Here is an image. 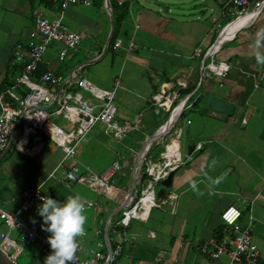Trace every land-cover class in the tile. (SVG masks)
Segmentation results:
<instances>
[{"label": "crops", "instance_id": "1", "mask_svg": "<svg viewBox=\"0 0 264 264\" xmlns=\"http://www.w3.org/2000/svg\"><path fill=\"white\" fill-rule=\"evenodd\" d=\"M122 1L128 2V0ZM226 1L203 0V5H198L204 7L206 14L217 8V18L213 19V22H210L208 18L203 19L206 14L201 16L202 10L196 12L195 9L194 12L195 6L188 5L187 16H201L194 21L192 19L189 23L190 28L186 32L194 33L195 38L188 41V38L182 37L180 31L175 28L176 23L184 25L186 21L179 22L174 19V24L171 21L173 15L171 10L176 9L178 5L172 6V9L168 5H131L133 1L130 0V4L126 5L128 7L126 16H130L131 24H128V27L131 31L128 30L126 34L121 35L122 37L118 36L115 44L116 47L118 46L117 57L122 56L126 64L122 69V80L117 79L114 84L112 83V89H99L113 92L115 104L116 88L122 87L123 91L120 93L122 98L118 99L115 106L116 113L122 110L124 114L121 118L116 115L115 117L119 123L129 122L133 129L121 140H117L106 132L104 124L96 123L83 139L84 147L79 146V143L75 157L70 160H64L61 148L49 138L46 139L57 147L56 151L45 150L42 154L44 138L42 146L36 153H20L14 147L15 138L10 136L8 144L0 153V208L6 212L18 211L22 203V191L27 187H40L45 196L61 203L67 196L76 194L96 203L94 208L87 209L86 235L77 257L79 260H87L92 257L93 251H99L105 255V260L99 261L98 264H228L226 257L210 259L201 255L195 250V244L214 235H222L220 215L230 206L240 209L241 217L238 224L241 228L249 227L252 237L263 235L264 238V199L261 202V210H257L256 214L252 213V205L258 199L257 195L250 200L243 198L241 202H237L215 191L214 200L205 204L201 200V195L198 197L193 195V198L187 195L193 188V183L197 185L205 181L202 177L196 178L194 167L199 171L208 166L209 156L221 154L223 151L228 152L230 148L225 145V139L228 136L241 135L249 141L247 146L250 145L252 151L254 146L263 147L264 66L256 63L249 46L253 43L256 32L264 28V7L250 26L236 30L221 44L214 55L215 61H223L229 65L226 77L220 80L216 76L201 72L203 59L205 58L206 62L209 60L205 53L215 42L212 41L207 47H203L207 39L206 34L216 33L218 27L226 22L222 16L223 4ZM263 1L249 0V6L252 8ZM98 2L91 0L90 5H64L62 1L0 0V92L14 85V78L19 73L21 64L14 59L13 48L18 42L23 45L30 42L28 35L33 28L35 11H39L50 21L60 19L71 31L82 36V44L84 40L91 43L84 49L81 44L77 51H71L68 57H65L66 59L59 60L62 45L55 42L57 44L53 49L58 52L56 59H51V53H45L37 70L39 73L51 70L56 75L70 78L72 69L76 65L98 57L110 32V18L105 9L104 0L100 5ZM179 7L184 10L182 5ZM184 16L185 14L180 15L181 18ZM181 33L184 34V32ZM59 47H61L60 51H58ZM198 48L202 50V53L195 56ZM81 50H84L83 57L76 61L74 59L76 55L73 52L78 53ZM104 58L103 56L102 59ZM109 59L113 62L115 58L112 59L109 54ZM66 61L72 64L68 66ZM76 74L85 79L82 73L76 72ZM39 75L37 72L33 74L32 80L35 81ZM17 91L24 94L26 89L21 87ZM70 91L81 92L82 95L89 93L92 96L90 92L80 89L77 85H72ZM51 93L54 99H48L45 105L51 104L58 96L59 99L61 98L60 92ZM210 93L216 98L224 97L235 103L234 114L226 122L219 119L218 113L205 108V101ZM156 94L174 97L170 109H163L153 102L152 97ZM197 95H200V99L196 101ZM93 98L100 103L99 99ZM184 100L189 107L179 116L172 117V109ZM16 104L11 103L14 108L22 107ZM192 110L198 115L196 120H198L199 128L196 133L201 139L196 143L191 139L188 143L193 142L194 145L201 146L192 153H199L196 160L191 163L193 165H187L186 159L192 155L186 157L187 148L183 160L178 145L170 147L167 143L172 139L180 140L183 131L178 122ZM207 118L217 120L220 125L209 128L206 125ZM172 120V126L167 127L162 134L160 133L159 138L147 145L153 135L159 134L168 121ZM186 122L190 124L191 120L187 119ZM233 125L244 130L236 132L231 129ZM258 128L263 130L260 137L257 134ZM176 132H178L177 135ZM134 134L142 138L137 139L134 145L124 144L126 136ZM155 145L163 149L175 148L180 153L182 164L175 170L172 189L165 193V195L173 193L174 199L154 207L157 209L155 211L152 208L144 222L133 220L127 229V237L131 239V242L124 243L121 252L112 256V249L118 236L111 233V228L119 220L121 209L128 206L134 196L137 199L143 187V180L147 176L146 162H159L163 150L155 157ZM35 156L40 157L37 160L29 158ZM100 162L105 166H100ZM114 163H117L120 169L112 176L111 191L108 194H101L98 189L81 181L68 184L64 181L66 172L73 167L78 168V173H84L88 169L96 175H102ZM26 176L30 177L31 183L26 184L29 181L26 182L23 179ZM38 207L28 211L34 214L31 217L23 216L27 223L35 226L36 232L42 236L37 230V225L45 226L42 217L38 215ZM248 207L251 214L245 218L243 212ZM6 231L7 228L2 221L0 233ZM118 231L121 233L120 229ZM8 235L10 238H17L14 230ZM180 243H183L182 247ZM35 245L39 253L38 243L28 246ZM24 247L27 246L24 245ZM39 254L46 256L52 254V251L48 250ZM259 264H264V250L263 254L259 251Z\"/></svg>", "mask_w": 264, "mask_h": 264}, {"label": "built area", "instance_id": "2", "mask_svg": "<svg viewBox=\"0 0 264 264\" xmlns=\"http://www.w3.org/2000/svg\"><path fill=\"white\" fill-rule=\"evenodd\" d=\"M49 1H62L64 5L90 4V0ZM121 2L122 0H118V3ZM261 4L250 8L249 0H227L225 2L222 16L226 22L218 27L215 42L205 53L209 60L206 62L205 58L203 59L201 63L202 73L206 72L221 80L226 77L229 65L223 61H215L214 55L221 44L231 37L236 30L253 23L263 9L264 1ZM228 29L231 30L230 34L220 41L221 36ZM28 36L30 42L27 45L18 42L13 48V57L21 64L19 73L15 75L14 85L0 92V153L8 144L10 136L15 138L14 147L20 153H36L42 146L43 138L46 137L61 148L64 160H70L75 157L78 144L96 123L104 124L106 132L117 140H121L133 129L129 122L119 123L116 120L113 92L100 90L84 78L77 76L76 72H81L82 67L72 73L70 78L46 70L35 81L32 80L31 76L37 72L49 43L58 42L62 45L59 60H63L68 52L77 51L81 46L82 36L80 34L70 31L60 19L50 21L39 11H35L33 28ZM201 53L202 50L198 48L194 55L199 56ZM72 85H77L80 89L90 92L93 97L100 100V103H94L89 98H85L81 92L70 91ZM21 87L26 89L24 94L17 91ZM51 92H60L61 98L59 99L58 96L51 104L45 105L48 103V99H54ZM152 100L159 107L170 109L174 97L156 94ZM12 102L22 105V107L14 108L11 105ZM188 107L186 101H182L172 109L171 116H179ZM49 109L53 110L52 113H49ZM52 114H60L67 121L76 123L75 129L65 131L52 123L48 119ZM177 134L178 132H176ZM200 146V144L195 145L194 151L200 149ZM181 164L179 151L168 147H165L161 152L158 163L146 162L145 172L147 176L136 201L121 209L119 220L111 228V233L118 236V240H115L112 249V256L121 252L124 243L131 242V239L127 237V229L133 220L144 222L152 208L174 199L173 193L158 198L156 187L171 171L177 170ZM118 169H120L119 165L114 163L105 173L96 175L88 169L84 173H78V168L73 167L66 172L64 181L66 184L81 181L98 189L101 194H108L111 191L112 176ZM44 196L45 194L40 187H27L22 191V203L18 211L6 212L0 208V219L3 220L7 228L6 232L0 233V248L13 263H15V259L11 253L24 247V245L38 243L41 253L51 250L47 242L48 239L40 236L34 226L28 224L23 216L24 212L31 211L42 204L41 198ZM96 205V203L91 202L90 208H94ZM240 217V209L234 206L226 208L220 215L222 235H214L196 243L195 250L210 259L226 257L228 264H259V250L253 243L249 227L241 228L238 224ZM119 229L121 233H119ZM12 230L17 233L16 239L10 238L8 235ZM84 237L85 235L77 238L79 242L77 253L81 251ZM182 246L183 243H180V247ZM77 253L74 264H98L99 261L105 260V255L99 251H93L92 257L87 260H79Z\"/></svg>", "mask_w": 264, "mask_h": 264}, {"label": "rangeland", "instance_id": "3", "mask_svg": "<svg viewBox=\"0 0 264 264\" xmlns=\"http://www.w3.org/2000/svg\"><path fill=\"white\" fill-rule=\"evenodd\" d=\"M132 1H133V4L131 3V5H135V4H138V5H168V7H170L171 9H172V6L178 5V7H175L176 9L173 8V11L171 10V12L173 13V15L171 17V19H172L171 21L173 22V24L175 23L174 19H176V21L179 20V22H181L182 20L186 21V22H184L185 23L184 25H180V24L176 23L175 28L177 31H180V35L182 37H187L188 41H190L191 39L193 40V38H195V36L193 35L194 33L190 34V33L186 32L190 28L189 23L196 20L198 17L200 18L201 16L206 14L205 11L203 10L204 7L198 6V5H203V3H204L203 0H150V1L132 0ZM179 5H182L184 7V10L181 7H179ZM188 5H194L195 6L194 12H195V9H196V12L202 10L203 12H201V16L200 15L194 16V17L187 16L186 14H188V12H187ZM94 12L97 13V11L95 9H94ZM217 13H218V10L215 7V10L213 9V10L209 11L204 16L203 19L208 18V20H210V22H213V19L215 20L217 18ZM175 14H177V15H175ZM182 14H185L184 18L180 17V15H182ZM209 15H213V16L211 17ZM124 18H125L124 22H122L123 24L120 25V27H119V31H118V32H120V33H118L119 36L126 34V32L128 30L131 31V28L129 29V27H128V24H131L130 16L127 17L125 15ZM192 28L194 30L196 29L194 27H192ZM181 32H184V34ZM206 35H207V39L205 40L203 47H207L212 41L213 42L215 41V39L218 35V31L216 33H207ZM57 43H55V42L49 43L46 47V50H45L43 56H45V53L46 54L51 53V55H52L51 59L55 60L58 52L56 50H54L53 48H54V46H56ZM89 44H91V43L88 42L87 40H84L83 44H82V49H84V47L89 45ZM60 50H61V47H59L58 51H60ZM69 53L70 52L67 53L66 58L68 57ZM73 53H74V55H76L74 59L77 61L83 57L84 50H81L78 53L77 52H73ZM77 55L79 58L77 57ZM66 62L68 64V66H70V64H72L69 61H66ZM63 64H64V62H63ZM124 65H126V64H125L124 59H122V56H120V58H118L116 56L114 61L112 62L109 59V55H107V56H105L104 59L97 62L96 64L86 66L83 71L79 72V74L82 73L81 75H83V77H85V79H87L91 84H93L94 86H96L98 88H103V89L104 88H109V89L111 88L112 89V83L114 84V82H116L117 79L122 80V76H123L122 69H123V67H125ZM122 91H123L122 87L116 88L115 105H117L118 99L122 98L121 97L122 94H120V93H122ZM83 96L85 98H89L94 103L98 102L89 93L84 94ZM49 110H50L49 113H52L53 110L52 109H49ZM123 114H124V111L122 112V110H119V112L116 113V116H118V118H121L123 116ZM197 117H198V115H196L195 112H193V110L191 112H189L188 114L186 113V115H184L181 118V120L178 122V125L182 128V131H183V134L181 135L180 140L177 141L175 139H172V140H169L167 143V146H170V147L174 146L175 144L178 145V147L180 148L183 160L185 158V153H186V148L188 146L187 145L188 141H190L192 139L191 141L196 143L198 140L201 139V137H199V134L196 133L197 129L199 128L198 120H196ZM48 119H49V121L58 125L59 127H61L65 131H73L76 127V123H71V122L67 121L60 114L59 115L52 114L51 116H49ZM187 119L191 120L190 124H187V122H186ZM206 125L209 128H214L220 124L217 120H212L211 118H207ZM231 129L236 130V132L244 130L242 128L238 129V127H236V125L235 126L233 125ZM258 130H259V132L257 134L260 137L263 130H262V128H258ZM44 138H43L44 139V144H43L44 149L42 150V154L45 150H47V151L51 150V152L53 150L56 151L57 147L52 142H50L49 139H46V137H44ZM140 138H142V137L137 135V134L127 135L125 140H124V144L130 143L131 145H134L135 141L137 139H140ZM83 141L84 140H82L80 142L79 146L81 145L82 147H84V145L82 144ZM225 141H226L225 145L228 148H230V150L228 152L223 151L221 154L216 153V155L209 156L208 166L204 167L203 169H200L199 171H198V169H196L194 167V173L196 174V178L202 177L203 179H205V181H201L200 183H198L196 185L195 189L192 188L191 191L187 195L190 198H193V195H196V197L201 195L202 196L201 200L203 201L204 204L214 200V196H216L215 191L221 192V194L224 195L225 197L234 199L237 202H241L243 200V198L244 199L249 198V200H250L255 195H257L258 199L252 205V213L256 214L257 210L258 211L261 210V205H262L261 202L264 199V142H263L262 148L260 146H254V149L252 151L250 149V145L247 146V143H249V141L247 139H245L244 137H242L241 135H238L235 137L228 136L225 139ZM113 145H116V144H113ZM155 147H156V145H155ZM155 147H154V149H155L154 155L156 157L163 150V147H159V146H157L158 148L157 147L155 148ZM198 154L199 153L192 154L189 158L186 159L185 163H187V165H190L191 163H193L196 160V158L199 156ZM39 157L40 156L29 157V158L30 159L33 158L34 160L35 159L37 160ZM99 160H96V161H99ZM210 160H211V163H210ZM99 165L102 167L105 166V165H103L102 162H100ZM191 165H193V164H191ZM92 169L96 172H99V170H97L95 168H92ZM56 173H58V172H56ZM209 178H212V179L222 178V179H221V182L219 184H217L215 186H211ZM23 179L26 182L29 180L26 184H29L32 182V180H30V177L28 178L26 176V178L23 177ZM120 184H121V181L119 182V185ZM159 188H160V186L156 187V193H157ZM135 199H136V196H134L132 198V200L130 201L128 206L131 205L135 201ZM157 200H158V198H157ZM157 202H159V201H157ZM248 204H249V202H248ZM155 210H157V209L154 208L153 211H155ZM243 213H244L243 217H245V218L249 217V215L251 214L250 208L249 207L245 208ZM23 215H25L27 218H29L34 214L32 212H25ZM2 221L3 220H0V224H2ZM35 222L37 223V221H35ZM44 226L47 227L46 225H44ZM37 228H38L37 229L38 232L40 234H42V236H45L48 238L51 235L50 233L43 230L44 227L42 225L38 224ZM14 234L15 233L13 232L12 233L13 238H14ZM253 242L255 243V245H257V248L259 249L260 253L263 254V250H264L263 235L262 236L254 235L253 236ZM39 253H37V248L35 245L33 247L31 246L30 248L24 247V248H20L19 250H14L11 253V255L14 257L16 264H44L45 259L49 254L44 256V255L39 254Z\"/></svg>", "mask_w": 264, "mask_h": 264}, {"label": "clouds", "instance_id": "4", "mask_svg": "<svg viewBox=\"0 0 264 264\" xmlns=\"http://www.w3.org/2000/svg\"><path fill=\"white\" fill-rule=\"evenodd\" d=\"M249 47L256 63L264 66V28L256 32ZM221 179L209 178L210 185L219 184ZM192 187L195 189V183ZM41 199L42 205L38 207V215L47 226L43 230L51 234L47 242L52 250L44 264H74L79 250L77 238L86 235V212L87 208L91 207V201L79 194L67 196L63 203L48 196Z\"/></svg>", "mask_w": 264, "mask_h": 264}, {"label": "water", "instance_id": "5", "mask_svg": "<svg viewBox=\"0 0 264 264\" xmlns=\"http://www.w3.org/2000/svg\"><path fill=\"white\" fill-rule=\"evenodd\" d=\"M104 5H105V9L109 15V18H110V32H109V35H108V37L105 41V44L102 48V51L99 54V56L96 57L95 59H92V60H89V61H86V62H83V63L76 65L72 69L71 74L74 73L77 69H79L81 67L96 64L97 62H99L103 58V56L106 53V50H107L108 44H109V40H110L112 32H113V18H112L110 1L104 0ZM235 107H236V105L234 102L229 101L228 99H226L224 97L216 98L212 93L207 95V98L205 101V108H207V109H209L215 113H218L219 119H221L223 122H226L228 120V118H230L234 114ZM172 124H173V120L170 122L168 121V123L165 125L166 127H164L162 130H160L159 134L158 133L154 134L153 137L148 141L147 145H150L154 140L159 138L161 136V134L167 129V127L172 126ZM194 149H195V145L193 144V142L192 143L189 142L188 146H187L186 157H189L193 153ZM174 173H175V171H171L166 176V178L160 182V188L158 189V191L156 193L158 198L163 197L165 195V193H167V190L172 189ZM0 264H15L11 261V259L8 257V255L1 248H0Z\"/></svg>", "mask_w": 264, "mask_h": 264}, {"label": "trees", "instance_id": "6", "mask_svg": "<svg viewBox=\"0 0 264 264\" xmlns=\"http://www.w3.org/2000/svg\"><path fill=\"white\" fill-rule=\"evenodd\" d=\"M97 1H99L98 2V5H100L101 3H102V1L103 0H97ZM110 1V5H111V10H112V18H113V32H112V35H111V38H110V40H109V44H108V48H107V50H106V53H105V55H104V57L106 56V55H109L110 54V56L112 57V59H114L116 56H117V48H118V46L116 47V39H117V37L119 36L118 35V31H119V27H120V25L122 24V20H123V18H124V16L126 15V13H127V10H128V7L126 6V5H129L130 3H129V1L130 0H128V2H126V3H124L123 1L121 2V3H118V2H116V0H109ZM129 3V4H128ZM78 4H82V3H78ZM90 4H91V0H90ZM89 4V5H90ZM225 4V3H224ZM223 4V5H224ZM68 5V4H67ZM71 5H73V4H71ZM83 5H85V4H83ZM117 14H119L118 16H117ZM62 22V21H61ZM63 23V22H62ZM64 24V23H63ZM65 25V24H64ZM67 26V25H66ZM70 30V29H69ZM71 31V30H70ZM76 33V32H75ZM101 52V51H100ZM86 66H84L83 68H81L80 69V71H83L84 70V68H85ZM39 68H40V66H39ZM39 68H38V70H39ZM37 73L38 74H42V72L41 73H39L38 71H37ZM221 80V79H220ZM197 99L199 100L200 99V95H197V98H196V101H197ZM144 181V180H143ZM26 248H30V246H27Z\"/></svg>", "mask_w": 264, "mask_h": 264}, {"label": "bare ground", "instance_id": "7", "mask_svg": "<svg viewBox=\"0 0 264 264\" xmlns=\"http://www.w3.org/2000/svg\"><path fill=\"white\" fill-rule=\"evenodd\" d=\"M230 31H231L230 29L226 30V31L224 32V34L221 36L220 41H222L224 37H228V35L230 34ZM226 32H227V33H226Z\"/></svg>", "mask_w": 264, "mask_h": 264}]
</instances>
